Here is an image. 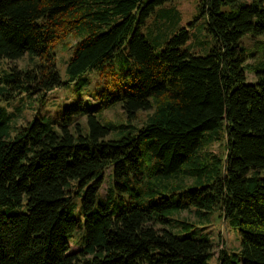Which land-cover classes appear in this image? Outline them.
Listing matches in <instances>:
<instances>
[{"label":"trees","instance_id":"16d2710c","mask_svg":"<svg viewBox=\"0 0 264 264\" xmlns=\"http://www.w3.org/2000/svg\"><path fill=\"white\" fill-rule=\"evenodd\" d=\"M174 1L0 0V61L29 59L0 75V264H210L215 253L217 264H264V61L240 43L264 35V0H200L205 53L185 48L186 27L166 36ZM69 34L68 81L113 72L100 108L119 101L127 125L95 109L82 125L80 100L55 122L17 124L14 101L66 84L53 45ZM222 139L220 156L209 147ZM80 189L75 218L66 206ZM215 213L238 230L236 249H218Z\"/></svg>","mask_w":264,"mask_h":264},{"label":"rangeland","instance_id":"374dc122","mask_svg":"<svg viewBox=\"0 0 264 264\" xmlns=\"http://www.w3.org/2000/svg\"><path fill=\"white\" fill-rule=\"evenodd\" d=\"M199 2L200 0H176L170 4L178 10L179 20L172 24L170 30L167 31L166 36H168L174 29L186 27L189 31L190 39L186 43L185 48L193 52L205 53L208 50L202 48V44H200V42L205 43V41H213V39L206 31L205 16H201L198 13ZM158 20L167 23L166 18L163 20L158 18ZM78 39L73 34H69L64 40H61L53 45V52L56 56V68L61 80L66 82V84L61 87L54 88L42 97L39 95H33L18 98V100L14 102L17 104V107H20V110L19 114L18 110H15L16 115L13 118L14 123L17 114L18 125H23L34 118L42 116H48L54 120L53 122H55L57 118L61 117L66 107L70 106L74 101L80 100L86 106L85 111H83L82 115L77 118L82 125H86L87 113L94 109L95 110L93 112L99 119L101 118L100 120L102 122H104V120H108L115 123L117 126L127 125L128 121L126 116L122 113L119 101L114 100L103 109L100 108L101 102L105 100V97L101 96L99 93L110 88L112 84H119V79L113 78L115 76L113 72L110 76L100 77L99 73H95L94 70H89L79 75L74 81H68L66 73L67 61L70 58L73 52L74 44ZM240 43L244 46L246 53H252L253 59L250 60L251 63L256 64L259 59L264 61V35L258 37L244 35L241 37ZM28 62L29 59L27 54L15 60L2 59L0 61V75H3V72H7L9 70V66L12 64L17 65L18 68L25 69L28 67ZM109 92L112 93V91ZM144 117L145 112H141L132 124L139 126V123ZM209 150L213 151V153L217 155L223 156L226 151L225 140L222 139L219 142L213 143L209 147ZM111 183V176L109 173H106L104 183L100 187V195L97 196L98 202L102 196L101 193L105 195L109 188V184ZM70 187L75 189L77 187V181L73 180ZM82 193L83 189H80V193L72 194L71 200L66 206L67 211L75 218L82 216ZM25 203L26 198L24 197L22 205L13 207L12 211H25ZM1 209L5 210V207H0V210ZM10 210L11 208H8V211ZM188 212L189 211L184 210V212L180 213V216L189 221H195V217L198 218L194 214L193 217ZM180 216L179 218H181ZM211 219L212 220L207 227L209 228L208 231L212 234L214 241L218 244V249H236L239 246L240 238L238 230L231 228L223 217H218L217 213L213 214ZM67 238L72 246L73 244H76L81 247L80 245H83L86 241V233L83 231H74L70 233ZM209 262L210 264H217V253L214 254Z\"/></svg>","mask_w":264,"mask_h":264}]
</instances>
